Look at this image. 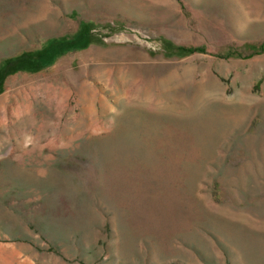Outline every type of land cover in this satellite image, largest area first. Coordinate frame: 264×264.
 Returning a JSON list of instances; mask_svg holds the SVG:
<instances>
[{"label": "rangeland", "instance_id": "374dc122", "mask_svg": "<svg viewBox=\"0 0 264 264\" xmlns=\"http://www.w3.org/2000/svg\"><path fill=\"white\" fill-rule=\"evenodd\" d=\"M11 62L0 264H264V0H0Z\"/></svg>", "mask_w": 264, "mask_h": 264}, {"label": "trees", "instance_id": "16d2710c", "mask_svg": "<svg viewBox=\"0 0 264 264\" xmlns=\"http://www.w3.org/2000/svg\"><path fill=\"white\" fill-rule=\"evenodd\" d=\"M59 44H60V42H57V41L52 42L51 44H49V45H48L47 47H45L44 49H42V50L36 52V54H37V55H43V56H44V55H45V56H46V55H49V53H50L51 51L55 50L56 47H57ZM178 49H179V50H185V51H187V52L200 51V48H184V47H179ZM26 57H29L28 54L23 55L22 58H26ZM13 63H14V62H11V63H8V64L6 65L5 71H4V72L2 73V75L0 76V85H1L2 80L4 79L5 75H6L7 73H9L10 70L12 69V67H13Z\"/></svg>", "mask_w": 264, "mask_h": 264}]
</instances>
